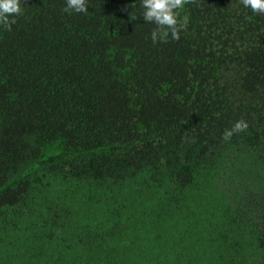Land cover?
I'll list each match as a JSON object with an SVG mask.
<instances>
[{
  "label": "trees",
  "instance_id": "16d2710c",
  "mask_svg": "<svg viewBox=\"0 0 264 264\" xmlns=\"http://www.w3.org/2000/svg\"><path fill=\"white\" fill-rule=\"evenodd\" d=\"M21 6L0 26V211L41 209L49 264H264V13L189 0L186 31L153 43L140 0ZM239 120L248 128L224 140ZM34 138L80 162L50 156L46 174L30 173L42 160L18 175ZM232 174L251 194L213 192ZM44 180L74 217L51 219Z\"/></svg>",
  "mask_w": 264,
  "mask_h": 264
},
{
  "label": "rangeland",
  "instance_id": "374dc122",
  "mask_svg": "<svg viewBox=\"0 0 264 264\" xmlns=\"http://www.w3.org/2000/svg\"><path fill=\"white\" fill-rule=\"evenodd\" d=\"M33 149H38L36 153H33L32 156L27 159V161L21 166L19 171L21 173H27L37 161L45 160L37 169L31 171V175L36 178V175L46 174L51 169V165L54 162L46 161L50 156H56L57 163H65L68 164L71 162L70 160H77L80 162L78 152H70L66 151L64 145L59 141L54 142H41L40 140L34 138L33 140ZM248 160L247 155H243L241 158L239 156V163L242 164L243 158ZM250 164L245 163L241 168H245L244 174H246L247 181L253 182L261 180L260 177L255 176L254 173H249ZM236 175H231L229 179H221L213 183V192H225L228 196L234 197L237 193L241 194V196L251 194L250 191L242 190L239 185V181L241 178ZM39 187L42 192H47L49 197L51 196L54 201L53 208L50 209L51 219L54 220L56 217L65 216V209H70L73 212L76 211L73 208L72 204L68 201L64 202L66 199V192L60 189H56L55 184L48 185V181L44 180L39 183ZM53 187V188H52ZM129 190L131 189L128 188ZM251 189H253V185H251ZM60 190V191H59ZM59 191V195H57ZM220 192V193H221ZM245 192V193H244ZM133 193V192H132ZM152 193V191H150ZM135 194V191H134ZM204 194L211 193L204 192ZM58 196V197H57ZM138 196V195H137ZM136 196V197H137ZM39 197V196H38ZM132 198L128 196V202L132 204ZM32 208V204L30 206H24L23 208L18 209H8L0 211V264H49V255L52 253L51 248H55V245L51 242L45 241V234L41 228V221L44 217L42 216L41 209L38 211L35 210L36 216H32L30 213V209ZM129 209V208H128ZM49 211V210H47ZM62 217H59L58 220L63 221ZM57 219V218H56ZM55 219V220H56ZM70 218H66V221H69ZM64 222V221H63ZM47 232L46 229H43ZM59 241V240H56Z\"/></svg>",
  "mask_w": 264,
  "mask_h": 264
},
{
  "label": "clouds",
  "instance_id": "9594fccd",
  "mask_svg": "<svg viewBox=\"0 0 264 264\" xmlns=\"http://www.w3.org/2000/svg\"><path fill=\"white\" fill-rule=\"evenodd\" d=\"M189 0H140L143 9L142 17L145 22L156 25L151 32L153 43H166L169 38L178 40L180 33L186 31L188 17L181 16ZM245 8L251 9L253 13H264V0H241ZM22 0H0V26L11 29L16 23V17L23 14ZM86 0H65V13H86ZM248 123L244 120L236 121L230 129L223 132L224 140L230 139L234 134L245 131Z\"/></svg>",
  "mask_w": 264,
  "mask_h": 264
}]
</instances>
